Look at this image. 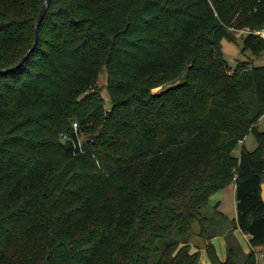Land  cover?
I'll return each instance as SVG.
<instances>
[{
    "label": "trees",
    "instance_id": "obj_1",
    "mask_svg": "<svg viewBox=\"0 0 264 264\" xmlns=\"http://www.w3.org/2000/svg\"><path fill=\"white\" fill-rule=\"evenodd\" d=\"M44 1L0 0V264H199L180 237L231 183L264 246V66L222 49L264 52V0H49L36 32Z\"/></svg>",
    "mask_w": 264,
    "mask_h": 264
},
{
    "label": "rangeland",
    "instance_id": "obj_2",
    "mask_svg": "<svg viewBox=\"0 0 264 264\" xmlns=\"http://www.w3.org/2000/svg\"><path fill=\"white\" fill-rule=\"evenodd\" d=\"M243 32H238V39L233 41L222 40V49L225 60L228 65L234 69L237 64L242 61L250 63L252 67L264 66V52L255 56L250 50L243 49ZM106 72L103 71L99 76V87L101 89L105 106L110 107V100L106 88ZM256 130L264 131V115L258 120ZM247 149L253 150L257 141L253 131L249 132L245 138L244 143ZM242 142L233 150L235 156L240 155ZM216 201L219 207H217ZM204 215L203 228L206 234L201 236L192 232H187L180 237L184 239L188 237L191 244V251H200L199 264H211L206 251V245L211 243L216 255L220 260H225L229 250L232 249L233 257L236 264H242L249 253L254 252L257 264H264V246L252 247L250 244V235L245 234L236 225V200L234 195V183L215 192L206 205L202 209ZM212 235V236H211ZM209 236H211L209 238ZM256 254V255H255Z\"/></svg>",
    "mask_w": 264,
    "mask_h": 264
},
{
    "label": "water",
    "instance_id": "obj_3",
    "mask_svg": "<svg viewBox=\"0 0 264 264\" xmlns=\"http://www.w3.org/2000/svg\"><path fill=\"white\" fill-rule=\"evenodd\" d=\"M48 5H49V0H45L40 11H39V14L37 16V19L35 21V31L37 32V27L38 25L40 24V22L43 20V18L45 17V14L47 12V8H48ZM37 41V36L35 34V43ZM29 53V52H28ZM28 53L21 59V61L13 68H16L18 66L21 65V63L25 60L26 56L28 55ZM12 68V69H13ZM261 196H262V199L264 200V182L261 184ZM191 230L194 234H201V231H202V227H201V224L199 221L195 220L193 221V223L191 224Z\"/></svg>",
    "mask_w": 264,
    "mask_h": 264
},
{
    "label": "built area",
    "instance_id": "obj_4",
    "mask_svg": "<svg viewBox=\"0 0 264 264\" xmlns=\"http://www.w3.org/2000/svg\"><path fill=\"white\" fill-rule=\"evenodd\" d=\"M255 32H256V34H258L259 36L264 38V29L256 30Z\"/></svg>",
    "mask_w": 264,
    "mask_h": 264
},
{
    "label": "crops",
    "instance_id": "obj_5",
    "mask_svg": "<svg viewBox=\"0 0 264 264\" xmlns=\"http://www.w3.org/2000/svg\"><path fill=\"white\" fill-rule=\"evenodd\" d=\"M243 143H244V140H243ZM244 145H245V144H244ZM234 189H235V185H234ZM218 203H220V202H219V201H216V204H215V205H216L217 207H219V206H218V205H219ZM248 235H249V234H248Z\"/></svg>",
    "mask_w": 264,
    "mask_h": 264
}]
</instances>
